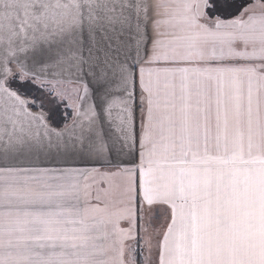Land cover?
I'll return each instance as SVG.
<instances>
[{
  "label": "snow or ice",
  "instance_id": "obj_1",
  "mask_svg": "<svg viewBox=\"0 0 264 264\" xmlns=\"http://www.w3.org/2000/svg\"><path fill=\"white\" fill-rule=\"evenodd\" d=\"M0 264H264V0H0Z\"/></svg>",
  "mask_w": 264,
  "mask_h": 264
}]
</instances>
